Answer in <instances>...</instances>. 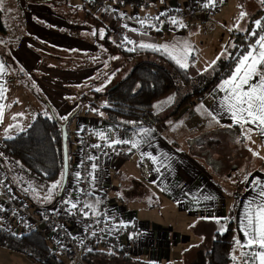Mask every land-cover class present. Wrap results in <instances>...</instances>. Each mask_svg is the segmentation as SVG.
Returning a JSON list of instances; mask_svg holds the SVG:
<instances>
[{
  "label": "crops",
  "instance_id": "crops-1",
  "mask_svg": "<svg viewBox=\"0 0 264 264\" xmlns=\"http://www.w3.org/2000/svg\"><path fill=\"white\" fill-rule=\"evenodd\" d=\"M27 1L0 0L7 31L6 36L0 34V42L3 43L4 50L9 51L21 68L36 81L61 119L69 117L78 107L82 95L97 89H106L113 81L117 83L128 74L124 73L123 69L118 73L109 71L105 62L73 67L63 61L59 63L56 59H53L56 62L46 60L44 54L48 53L41 50V43L49 41L50 39L46 38L48 36L57 39L54 37V28L74 26L75 11H78V14L85 11V0L61 2L60 7L64 15L57 12V5L52 6V0L46 1L51 2L50 5L42 4L41 1L34 4ZM213 1H219V9L205 17L203 14L195 21L188 18L183 20L180 17L156 25L153 23L155 14L149 10L125 7L116 10V17L110 15L108 19H103V22L113 28V41L121 38L118 36L119 28L125 29L122 37L124 41L120 46L124 43L140 47L150 45L151 47L144 48L160 50L167 55L171 52L176 56L184 52L185 39H191L188 41L191 42L194 40L193 36L198 33V41L199 38L207 37L215 39L216 55L222 48L217 57L226 58L232 49L233 36L248 32L250 19L255 13L246 16L243 28L240 29L241 19L239 20L237 13L243 11L244 3L239 0ZM167 4L169 6L161 5L164 9H174L176 5L180 7V4H186L190 5L187 8L192 9L197 6L204 7L210 2L171 0ZM261 8L258 11L264 9ZM131 15L133 19L130 20L127 16ZM60 17L64 19L63 23L59 22ZM87 19L91 21V16L87 15ZM139 19L147 25H141ZM40 32L47 33L48 36L41 38ZM87 32L90 33V29ZM112 40L110 38V41ZM82 41L85 46L89 44L87 40ZM61 42V47L55 44L52 46L61 50L60 56L64 60L78 61L81 57L90 60L94 57L91 55H96V50L88 53L84 52L81 45L76 48L73 42L70 46L65 40ZM163 46H167V51ZM203 51H206V47ZM2 54L4 52L0 51V145L3 141L28 130L40 115L37 109L31 112L27 109V101H34V98L17 79L15 72L8 67ZM192 54H188L185 65L188 67L184 68L195 76L205 70L201 71L195 67L199 60ZM228 77L222 79L207 95L186 107L178 117L152 127L118 126L93 113H85V109L73 121L69 130L73 142L69 185H73L77 179V146L71 135L83 127H88L92 132L93 142L106 148L110 212L120 213L126 222H135L138 225L135 238L129 241L121 237V244L128 249L125 255L129 260L111 259L110 255L114 254L116 249L112 248V251L111 247L99 241L90 242V254L94 255V259L99 258L104 264H189L196 257L198 249L211 245L214 234L219 231L218 224L222 226L220 221L224 219L233 221L236 240L245 242L246 237L240 227L245 208L249 201H254L252 207H255L264 199L258 195L261 186H264V135H261L257 124L234 122L231 113L221 107L226 93L221 91L219 86ZM117 140H127L129 143H114ZM133 143L136 147L132 146ZM122 144L131 147V157L128 160L117 159L113 151ZM220 145L224 146L223 150H218V154H215L219 159L214 156L205 159V156L213 155ZM238 145H241L249 156L250 166L247 175L243 173V185L241 184L237 191L234 183L241 180H237L234 172H238L241 165L238 161L242 156L233 157L236 164L229 165L226 162L229 156L224 159L223 152H228L230 146L234 155ZM151 157L156 158L155 162ZM142 158L149 162L150 174L147 178L140 174ZM1 161L11 178L15 173L14 169H22L9 157L5 160L1 157ZM99 202L98 197H92L89 205L95 208ZM248 251L249 248L236 244L232 251V264H245L243 253ZM97 253H101V256Z\"/></svg>",
  "mask_w": 264,
  "mask_h": 264
},
{
  "label": "trees",
  "instance_id": "trees-1",
  "mask_svg": "<svg viewBox=\"0 0 264 264\" xmlns=\"http://www.w3.org/2000/svg\"><path fill=\"white\" fill-rule=\"evenodd\" d=\"M96 1L114 3L120 8L130 6L139 10H149L158 3H166L169 0ZM261 12L262 10L251 17L250 26ZM247 33L235 34L231 40L233 47L228 56L220 58L211 70L195 76L160 50L140 46L128 50L119 45L118 53L115 56L118 57L119 62L121 57L125 60V63L123 60L120 62L123 64L120 67L121 70L124 68L128 70V74L105 93L94 92L91 96H85L81 99L80 105L65 120L58 116L53 106L29 80L27 74L20 70L14 60L10 56L2 54L8 67L15 72L17 79L47 107L48 111L47 114L38 115L25 132L3 141L2 149L9 159L16 162L29 176L49 185L59 182L58 185L61 189L64 175L63 126L65 124L69 133L73 121L83 113L84 109L87 114L93 113L103 120L126 128L152 127L176 118L186 107L207 95L222 81L226 71L230 73L234 71L237 64L236 51L244 43ZM0 34L7 35L1 9ZM107 36L105 44H109L110 38ZM105 47L108 46L105 45ZM132 60L136 61L134 66H131ZM168 97H170L169 102L163 107L157 108V105ZM103 98H106L108 104L101 107L98 103ZM72 149L73 142L68 135L69 159ZM11 180L15 181L13 178ZM15 183L18 185L17 182ZM68 183L64 191L67 189ZM17 187L20 188L19 185ZM22 193L28 198L30 197L28 191H22ZM62 195L60 198L56 197L53 203L61 199ZM220 222L224 226V230L214 234L209 247L198 249L196 257L189 264H232V251L236 246L234 223L227 219ZM0 247L22 254L37 264H65L40 232L17 236L0 227ZM97 255L101 256V253H97ZM83 258L88 264H96L94 255L90 253ZM110 258H119L124 261L130 259L118 250L110 255Z\"/></svg>",
  "mask_w": 264,
  "mask_h": 264
},
{
  "label": "built area",
  "instance_id": "built-area-1",
  "mask_svg": "<svg viewBox=\"0 0 264 264\" xmlns=\"http://www.w3.org/2000/svg\"><path fill=\"white\" fill-rule=\"evenodd\" d=\"M219 7V1H213L204 7L192 8L185 16L197 17V20L203 14L206 16L215 13ZM256 21H261L264 25V9L250 26L246 42L237 49L236 62L250 50L249 46L255 43L258 35H264V31L257 28ZM252 33L258 35L254 36ZM228 76L230 72L226 71L223 79ZM71 136L77 146L75 167L79 177L73 185L68 184L57 203L48 207L34 205L32 200L21 193L0 160V227L17 236L42 233L65 264H88L83 257L92 250V241L122 250L125 254L128 249L121 244V237L129 241L135 238L138 225L126 222L120 213L110 212L106 148L93 142L92 132L88 127H83ZM2 151L4 152L3 149ZM113 151L117 159L128 160L132 150L128 144H122ZM4 154L7 158L8 155ZM139 170L143 177L149 176V162L146 158L141 159ZM92 197L100 200L95 208L89 205ZM72 204L76 207L73 208Z\"/></svg>",
  "mask_w": 264,
  "mask_h": 264
},
{
  "label": "rangeland",
  "instance_id": "rangeland-1",
  "mask_svg": "<svg viewBox=\"0 0 264 264\" xmlns=\"http://www.w3.org/2000/svg\"><path fill=\"white\" fill-rule=\"evenodd\" d=\"M19 1H21V0H19ZM38 1H41L40 3H42V4H47V5L51 4V2H46L48 0H28L27 2L34 4V3H38ZM64 1H66V0H52V2H53L52 6L55 7L57 5V7L59 9L57 12L60 15H64V12L61 11L62 9L60 7L61 6L60 3L64 2ZM83 1L84 0H78L77 2H83ZM169 1H171V0H169ZM239 1L244 3L243 4V11H239L237 13L239 20L241 19L240 29H242L243 25H244L243 20L246 18V16L253 14V13H256L261 7L263 8L264 7V0H239ZM84 2H85V7H84L85 11L81 14H78V11H75L76 19L73 21L74 26L69 25V26H59V27L54 28V29H56V32L54 33L55 34L54 37H57V39L56 38L51 39L53 37L48 38L49 36L47 35V33H44V34H42L41 32L39 33V36L41 38L44 36H48V37H46L47 40H49V39L52 40V41L49 40V41L41 43V46H40V48H42L41 50L48 53V54H44V57L48 61H55L56 62V60H57V62H58V60H59V63H60V61H63V63H65L66 65H70L73 67H75V66L81 67V66H85L87 64L89 65L90 63H98V62L104 64V62H105V66L109 71L115 72V73L121 72L120 66H122L123 64L120 62H122V60H123L125 63V60L121 57V60L119 62L118 57H116L115 55H117V53H118V48H119L120 43L122 41H124L122 39V37L126 31L123 28H121V29L119 28L120 33L118 34V36H120L121 38L117 41H115V40L113 41L112 37L114 38V30H113V28L111 29V27H109L110 25L109 26L106 25L103 22V19H105V18L108 19L109 18L108 16H110V15H112L113 17H116V10H119L122 8H120L119 6H117L114 3H110V2L99 3L96 0H85ZM161 4H164L165 6L168 5L167 2L166 3H158L154 8L149 9L150 13L155 14L154 18H153V23L154 24L156 23V25H159L162 22H167V21L170 22V20L179 19L180 17L183 20H187V18H188L192 21H195V19L197 18V17L189 18V17L185 16V13L189 14L188 11L191 10L190 8H187L190 5L188 6L186 4L185 5L180 4L181 8L176 5L174 7V9H168L170 7H167V9H164ZM175 4H176V2L174 3V5ZM128 7H130V6H128ZM133 8H135V7H133ZM135 9H137V8H135ZM178 9H180V10H178ZM137 10H139V9H137ZM65 13H67V12H65ZM242 13H244L243 16L241 15ZM87 15L91 16V21H89L87 19ZM128 15H130V14H128ZM68 16L71 17L70 15H68ZM65 17L69 18L67 16H65ZM127 17L130 20L133 19L132 15L130 17L129 16H127ZM62 20H64V19L60 17L59 22L63 23ZM143 24H141V25H143ZM50 29H53V28H50ZM88 29H90V33L87 32ZM211 32H212V30H211ZM108 34H110V35L107 36ZM155 34H156V32H155ZM105 35L107 37L111 38V40H112V41L109 40V44H105V42H104V41H107L105 39L106 38ZM247 36H248V33L245 37L244 43L246 42ZM95 38H98V40L96 41ZM197 38H198V33H196L193 36L194 40H192L191 42H188L191 39H185V41H184V45H185L184 46V52L186 50V52H187L186 56L183 55L184 52H181L180 54H178V55L175 54V55L181 59L182 64L187 65L186 61L188 60V54L191 55V53H193L192 55H195L197 57V59L199 60L197 65L195 64V67L201 71H203V70L209 71L216 64V62L220 59L217 56L222 51V48L220 49V52L216 55V49H217L216 44H217V42L215 41V39H212L211 37H207L206 39H200L199 38V41H198ZM63 40L67 41L69 46L74 43L73 45L76 48H78L81 45V47L84 49V52L89 53V51L96 50V52H95L96 55L93 54V52H91V54H93L91 56H94V57H92V59H90V60L89 59L87 60V58L85 59L84 57H81L82 59L80 58V59H78V61L77 60L76 61H69L67 59L64 60L60 56V55H62L61 50L52 46L53 44H55V45H58L59 47H61L63 45L61 41H63ZM82 40H87L89 42V44L85 46V43H82L83 42ZM0 41H1V38H0ZM2 44L3 43L0 42V51L4 52V55L10 56L14 60V62L19 66L20 70L27 74V77L29 78V80L31 82H33V84L36 86V88L39 89V91L42 93L44 98L49 102L48 98L41 91V89L39 88L36 81L25 70H23L21 68V65L11 56L9 51L4 50L5 48L3 47ZM105 45H107L108 47H105ZM222 45H224V43ZM121 46H123V48H125V49L132 50V49H134L132 47L136 46V45H129L127 43H124ZM204 47H206L205 52L203 51ZM232 47H233V45H232ZM110 50H112V51H110ZM202 51H203L204 55L201 54ZM49 57H51L52 60ZM53 59H56V60H53ZM132 61H133V63L131 64V66H134L136 61L135 60H132ZM131 66L128 65V67H131ZM119 67H120V69H119ZM185 67H188V66H185ZM122 71H124V73L128 72V70H125V68ZM118 76H120V74ZM115 83H116V81H113V83L110 84L106 89L102 88V89H100V91H90L88 93H85L84 95H82L81 98L83 99L87 95L91 96L92 93H94V92L105 93ZM28 92H29V95L32 98H34V101H31L29 98H27V100H30V101H27V109L29 110V112L37 109V112L40 111V114H47V112H48L47 107L36 96H34L29 89H28ZM103 99H104V101H101ZM103 99H101L100 100L101 102L98 103V105L101 107L106 106L108 104L106 98H103ZM169 100H170V97H168L165 101H162L161 103H159L157 105V108L163 107L164 105H166L169 102ZM33 102H34L35 107L33 105ZM25 104L26 103L24 102V105ZM38 109H40V110H38ZM38 114H39V112H38ZM67 118H65V119H67ZM65 119H62V120H65ZM221 146L222 145L219 146V149L213 148V149H215L214 154L210 155V156H205V159L207 157L210 158L212 156L219 159V156H217L215 154H218V153H216L218 150H223L224 146L223 147H221ZM235 154L232 155V149L230 150V146L228 148V152H223V155H225L224 159H226L229 156L226 159V162L229 165H232V164L235 165L236 164V160L233 157H235L237 155L242 156L241 159H239V161H238L241 164V165H239L240 167L238 168V172H240V173L234 172V174L237 177V180H241V181H236V183H234V185L236 187L235 190L238 191L240 189V187L243 185V181H242L244 179V177H242V176H244L243 173L245 172V174L247 175V173L249 171L250 158L241 145H238V147H236V153ZM0 156H2V158H4V160L6 159V157H4L5 154L2 151L1 145H0ZM252 166H253V164H252ZM14 171H15L14 174H12L10 172L13 176V179L15 180V181H13V184L16 186V188L21 193H22V191H25V192L28 191L29 195L31 197V198L30 197L29 198H30V200H32L34 205L42 206V207L49 206L50 204H52L54 202L55 198L58 197V195L61 191L59 188L60 185H58L56 188L53 189L52 185L46 184L43 181H38L34 177L29 176L26 173V171H24L23 169H20V170L14 169ZM224 172L226 173L227 171H224ZM15 182L18 183L20 188L17 187L18 185ZM23 186H25V187H23ZM59 200H57L55 203H57ZM217 229L219 231H223L224 226L223 225L221 226L218 224ZM112 251H113V249H112ZM88 253H90V252H88ZM97 259L98 260L94 259V261L97 264H104L103 260H101L99 258H97ZM0 261H1L0 264H37L32 259H30V258H28L22 254L10 251L6 248H3V249L0 248ZM123 264H125V263H123Z\"/></svg>",
  "mask_w": 264,
  "mask_h": 264
},
{
  "label": "snow or ice",
  "instance_id": "snow-or-ice-1",
  "mask_svg": "<svg viewBox=\"0 0 264 264\" xmlns=\"http://www.w3.org/2000/svg\"><path fill=\"white\" fill-rule=\"evenodd\" d=\"M209 2L211 3L212 0ZM241 15L243 16L244 13ZM140 23L143 24L144 21H140ZM255 23L258 29L264 31V25L261 21ZM252 35H258V33H252ZM141 47L151 46L141 45ZM163 47L167 51V46ZM249 47L250 50L239 58L234 71L219 86L220 90L226 93L221 107L231 113L234 122L257 124L260 127L261 135H264V35H258V39ZM168 54L176 59L181 67H185L180 58L171 52ZM183 55H187L186 50ZM253 80H255L254 83ZM114 143H129V141L117 140ZM132 146L136 147V144L133 143ZM151 158L155 162L156 158ZM76 175L79 177V173ZM58 184L59 182L53 184L52 188H56ZM258 195L264 197V186H261ZM253 203L254 201H249V205L246 206L240 226L246 240L241 243L237 239L236 244L250 249V251L243 253L245 264H264V199L255 207H252ZM72 207L75 208L76 205L72 204ZM233 259L235 260V257Z\"/></svg>",
  "mask_w": 264,
  "mask_h": 264
},
{
  "label": "water",
  "instance_id": "water-1",
  "mask_svg": "<svg viewBox=\"0 0 264 264\" xmlns=\"http://www.w3.org/2000/svg\"><path fill=\"white\" fill-rule=\"evenodd\" d=\"M68 130L66 124L63 126V150H64V175H63V181H62V187L61 191L58 195V198L61 197L62 192L64 191L68 180H69V174H70V159H69V152H68ZM1 160V158H0Z\"/></svg>",
  "mask_w": 264,
  "mask_h": 264
},
{
  "label": "bare ground",
  "instance_id": "bare-ground-1",
  "mask_svg": "<svg viewBox=\"0 0 264 264\" xmlns=\"http://www.w3.org/2000/svg\"><path fill=\"white\" fill-rule=\"evenodd\" d=\"M69 184V183H68Z\"/></svg>",
  "mask_w": 264,
  "mask_h": 264
}]
</instances>
